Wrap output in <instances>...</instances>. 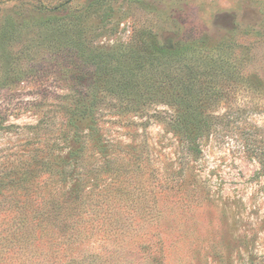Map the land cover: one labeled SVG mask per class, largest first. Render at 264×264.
Masks as SVG:
<instances>
[{"label": "rangeland", "instance_id": "374dc122", "mask_svg": "<svg viewBox=\"0 0 264 264\" xmlns=\"http://www.w3.org/2000/svg\"><path fill=\"white\" fill-rule=\"evenodd\" d=\"M0 126V155L47 139L60 168L83 152L66 184L112 226L94 250L264 264V0H0Z\"/></svg>", "mask_w": 264, "mask_h": 264}, {"label": "trees", "instance_id": "16d2710c", "mask_svg": "<svg viewBox=\"0 0 264 264\" xmlns=\"http://www.w3.org/2000/svg\"><path fill=\"white\" fill-rule=\"evenodd\" d=\"M175 48V43L161 42L158 51L170 57L175 54ZM171 80L168 85L175 88L177 96L188 98L190 83ZM128 81L129 84L126 85L124 80L120 85L122 91L136 87L134 80ZM140 86L149 88L146 81ZM179 118L167 120L161 116L163 121L176 128L189 122L185 115ZM42 123L39 119L33 125L7 126L20 128L19 134H23L24 130L41 129ZM62 138L66 139L65 136ZM27 142L32 149L26 146L28 149L25 151L17 148L0 155V264H94L97 258L100 259L99 264H107V260L110 264H124L119 258L139 262L140 257L121 249L101 247L102 252L94 250L92 233L100 231L103 225L112 226L105 225V220L89 222L83 216L82 209L88 195H82L78 183L80 177L74 179L71 187L66 184L68 179V182L73 179V174L86 176L90 170L77 169L83 152L75 156L70 150L66 159L60 161L61 167L57 168L54 164L60 163L54 162L59 158L53 153L56 148L54 141L36 140L35 146ZM39 156L43 158L38 160ZM86 205H90L89 200Z\"/></svg>", "mask_w": 264, "mask_h": 264}]
</instances>
